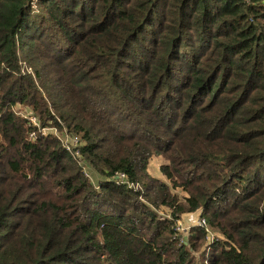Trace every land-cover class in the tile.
I'll return each instance as SVG.
<instances>
[{"label":"trees","instance_id":"trees-1","mask_svg":"<svg viewBox=\"0 0 264 264\" xmlns=\"http://www.w3.org/2000/svg\"><path fill=\"white\" fill-rule=\"evenodd\" d=\"M197 211L264 264V0H0V264H203Z\"/></svg>","mask_w":264,"mask_h":264},{"label":"rangeland","instance_id":"rangeland-1","mask_svg":"<svg viewBox=\"0 0 264 264\" xmlns=\"http://www.w3.org/2000/svg\"><path fill=\"white\" fill-rule=\"evenodd\" d=\"M23 108H24V111H23ZM15 109L18 110L17 114L29 112V110L25 106H22V105H17ZM36 117L32 118L31 120L32 124L37 125V130L41 132L42 134H47V133L52 134L53 136L58 138L62 144H68L69 148L71 149L74 146L75 147L78 146V144L80 143L79 136L72 135V134H66L64 129L63 131H59L49 126L42 127L39 122L38 117L37 118ZM164 163H166V161L161 155H158V154L152 155L149 161L148 167H147V173L150 176H154L161 180H165V177L160 171V168ZM80 164L85 166L83 168L84 172L87 174L90 180L93 183H95V177H96L95 173L88 172V167L86 165V162L83 159L80 160ZM131 187H133L134 189L140 190L142 186L140 184H134V185H131ZM175 192H176V195H178L179 200L182 201L183 197L186 195L185 192L180 190V188L176 189ZM152 210L156 213V215L159 218L168 219L171 217L170 211L165 207H157V208L152 207ZM199 213H200L199 211L183 213L181 214L178 221H176L175 223V228L178 226V222H180L181 228H183L182 230H178V233H179V237L183 240V243L185 244L187 242L186 237L191 234L192 227L202 228L199 225V221L201 218ZM205 228L207 229V232L204 229L205 235L202 239H200L198 248L191 252L192 256L196 260L199 259L200 261L199 263L202 262L203 264H205V259H206L205 257L207 253L209 252V246L212 244V242L216 239H219V240L223 239L222 234L217 232L216 229L210 228L209 226H207V224Z\"/></svg>","mask_w":264,"mask_h":264},{"label":"built area","instance_id":"built-area-1","mask_svg":"<svg viewBox=\"0 0 264 264\" xmlns=\"http://www.w3.org/2000/svg\"><path fill=\"white\" fill-rule=\"evenodd\" d=\"M32 118H35V116H30V121L32 120ZM31 123H32V121H31ZM65 146H66V148L69 150L70 148H69V145L68 144H65ZM75 147V146H74ZM76 154H77V152H76ZM86 174V173H85ZM87 175V174H86ZM116 180L118 179V180H121V181H125V176L123 175V174H117V175H115V177H114ZM178 221V220H177ZM206 220L204 219V218H200V221H199V225L203 228V229H205V231L207 232V229L205 228V226H206ZM176 229L177 230H182L183 228H181V225H180V222H178V226L176 227ZM205 264H207V260H205Z\"/></svg>","mask_w":264,"mask_h":264}]
</instances>
